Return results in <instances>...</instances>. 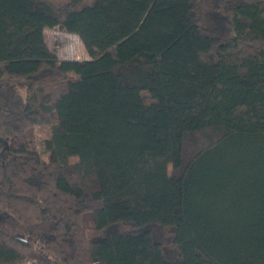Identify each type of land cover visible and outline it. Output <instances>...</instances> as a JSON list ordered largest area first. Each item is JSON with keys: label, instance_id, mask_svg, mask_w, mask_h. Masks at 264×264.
I'll use <instances>...</instances> for the list:
<instances>
[{"label": "trees", "instance_id": "obj_1", "mask_svg": "<svg viewBox=\"0 0 264 264\" xmlns=\"http://www.w3.org/2000/svg\"><path fill=\"white\" fill-rule=\"evenodd\" d=\"M0 210V264H264V0H0Z\"/></svg>", "mask_w": 264, "mask_h": 264}, {"label": "rangeland", "instance_id": "obj_2", "mask_svg": "<svg viewBox=\"0 0 264 264\" xmlns=\"http://www.w3.org/2000/svg\"><path fill=\"white\" fill-rule=\"evenodd\" d=\"M63 1V0H59ZM44 38L48 47L59 57L67 59H88L90 55L86 51L84 44L79 36L75 33L66 31L61 26L44 28ZM49 124H39L34 127V141L39 144L40 141L49 135ZM0 220L7 227L12 228L17 220L9 214L0 210ZM20 264H32L31 261H26Z\"/></svg>", "mask_w": 264, "mask_h": 264}]
</instances>
